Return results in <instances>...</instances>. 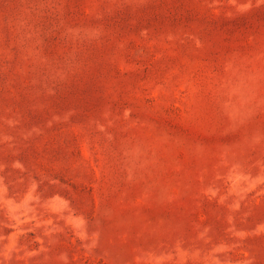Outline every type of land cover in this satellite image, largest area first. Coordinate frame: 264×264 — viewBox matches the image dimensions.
<instances>
[{
	"label": "rangeland",
	"instance_id": "374dc122",
	"mask_svg": "<svg viewBox=\"0 0 264 264\" xmlns=\"http://www.w3.org/2000/svg\"><path fill=\"white\" fill-rule=\"evenodd\" d=\"M0 264H264V0H0Z\"/></svg>",
	"mask_w": 264,
	"mask_h": 264
}]
</instances>
